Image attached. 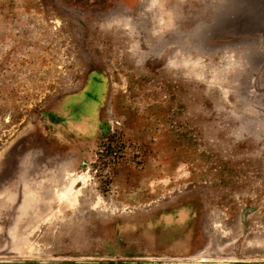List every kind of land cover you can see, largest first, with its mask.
<instances>
[{"label":"rangeland","instance_id":"rangeland-1","mask_svg":"<svg viewBox=\"0 0 264 264\" xmlns=\"http://www.w3.org/2000/svg\"><path fill=\"white\" fill-rule=\"evenodd\" d=\"M263 45L264 0H0V264H264Z\"/></svg>","mask_w":264,"mask_h":264},{"label":"crops","instance_id":"crops-1","mask_svg":"<svg viewBox=\"0 0 264 264\" xmlns=\"http://www.w3.org/2000/svg\"><path fill=\"white\" fill-rule=\"evenodd\" d=\"M260 47H261V49H262V53H261V54H262V60H261V62H262V64H263V77H264V45H263V46H260ZM263 79H264V78H263ZM92 84H94V83H91V84L89 83V84H88V87L90 86L89 88H92V87H91ZM93 88H94V85H93ZM95 89H96V87H95ZM161 234H163V233H161ZM160 237H161V236H160ZM162 240H163V239H162ZM161 243H163V241H161V242L159 241V244H161ZM167 253H168V252H167Z\"/></svg>","mask_w":264,"mask_h":264},{"label":"bare ground","instance_id":"bare-ground-1","mask_svg":"<svg viewBox=\"0 0 264 264\" xmlns=\"http://www.w3.org/2000/svg\"><path fill=\"white\" fill-rule=\"evenodd\" d=\"M153 1H154V0H153ZM149 4H150V3H149ZM69 180H70V181H71V180H75V178H70ZM67 194H68V195H71V192H68Z\"/></svg>","mask_w":264,"mask_h":264}]
</instances>
